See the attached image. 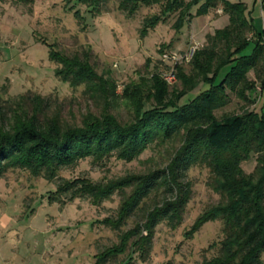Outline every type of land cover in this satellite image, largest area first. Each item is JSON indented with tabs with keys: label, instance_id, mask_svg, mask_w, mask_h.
<instances>
[{
	"label": "trees",
	"instance_id": "1",
	"mask_svg": "<svg viewBox=\"0 0 264 264\" xmlns=\"http://www.w3.org/2000/svg\"><path fill=\"white\" fill-rule=\"evenodd\" d=\"M26 4L32 0H16ZM108 0H78L92 15ZM118 10L131 18L140 8L159 6L160 11L143 20L141 38L148 30L176 15L172 29L179 33L196 7V16L220 10L228 23L206 34L191 57L188 71L176 67L179 88L170 92L153 75L142 85H129L122 99L131 110V119L120 122L108 111L115 95L113 83L98 76L89 52L67 56L53 45L48 61L55 65L54 76L71 88L85 86L93 97L104 100L97 115H83L79 125L62 122L58 115L45 114L47 104L34 97L27 111L18 107L8 118L0 116V179L9 170L25 171L46 182L61 170L89 159L101 164L109 158L131 162L152 146H164L179 139L167 165L145 175H127L109 182L86 179L63 180L48 197L50 202L74 199L99 206L114 194L121 197L116 214L100 223L116 232L118 242L94 255V264H106L129 251L144 262L150 253L154 229L165 222L171 229L179 225L189 198L184 182L188 170L203 167L209 172L208 186L218 202L200 214L187 231L192 236L208 222L221 223L222 238L204 251L200 264H262L264 251V29L257 31L244 3L225 0H115ZM259 8L264 14V0ZM81 19L78 12L73 13ZM249 50V51H248ZM253 78L249 79L248 74ZM259 88V111L247 109L257 99L251 93ZM146 91V92H145ZM232 95L245 107L239 114L216 118L214 113L231 102ZM97 99V98H96ZM253 159L251 172L241 165ZM162 190L168 199L143 209L144 201ZM128 191V192H127ZM68 195L66 198L65 196ZM66 198L64 200V198ZM141 213L132 228L122 231L128 220ZM128 258L123 264H132Z\"/></svg>",
	"mask_w": 264,
	"mask_h": 264
},
{
	"label": "rangeland",
	"instance_id": "2",
	"mask_svg": "<svg viewBox=\"0 0 264 264\" xmlns=\"http://www.w3.org/2000/svg\"><path fill=\"white\" fill-rule=\"evenodd\" d=\"M225 1L245 3L250 7L253 27L257 31L263 29L264 17L260 16L257 0ZM159 11V6L140 8L126 18L115 0L106 1L92 15L78 0H32L26 4L0 0V116L8 118L18 107L28 111L34 97L47 104L45 114L58 115L68 124L79 125L84 114L97 115L104 110V100L86 93L85 86L71 88L54 76L55 65L48 61V49L41 41L67 56L89 52L95 73L107 85H115L118 98L108 111L122 123L131 119V110L122 99L127 86L142 85L155 74L169 92L179 88L176 67L187 72L190 52L200 47L198 43L203 42L206 34L226 26L228 18L213 10L196 16V7H192L191 17L179 33L172 29L176 18L173 15L141 38L143 20ZM74 12L81 19H76ZM248 78L252 79L253 74L249 73ZM258 94L256 88L250 98L257 99ZM230 96L231 102L214 113L216 118L239 114L245 107ZM260 103L257 99L247 109L259 111ZM179 145L176 139L164 146H152L131 162L109 158L94 164L86 159L61 170L52 182L18 169L5 172L0 179V264H94L95 254L118 242L120 231L114 232L100 222L115 216L120 195L114 194L108 201L93 206L83 199L67 201L68 195L63 197L65 202L52 203L48 199L50 193L63 180L104 183L162 169ZM254 165L250 159L241 168L249 173ZM184 182L189 185V198L180 223L171 229L162 222L154 229L148 258L142 262L137 254L130 256L127 251L106 264H123L128 258L132 264H200L203 257L215 253L204 251L221 240L220 222H208L197 233L186 236L195 219L219 200L208 186L209 172L193 167L187 171ZM169 197L159 190L142 207L148 209ZM140 219L138 212L121 230L132 228L134 221Z\"/></svg>",
	"mask_w": 264,
	"mask_h": 264
},
{
	"label": "crops",
	"instance_id": "3",
	"mask_svg": "<svg viewBox=\"0 0 264 264\" xmlns=\"http://www.w3.org/2000/svg\"><path fill=\"white\" fill-rule=\"evenodd\" d=\"M244 4H245V3H244ZM245 5H246V4H245ZM246 6H247V5H246ZM253 6H254V5H252V9H253ZM247 9L250 11V7H249V6H247ZM219 11H220V10H217V12H219ZM259 13H260L261 18H263V17H264V14L261 12V10H260ZM220 14H221V13H220ZM220 14H218V15H220ZM221 15H222V14H221ZM262 27H263V29H264V22H263V26H262ZM203 41H204V40H203ZM202 43H203V42L198 43V45L201 46ZM260 100H261V99H260ZM262 264H264V251H263V253H262Z\"/></svg>",
	"mask_w": 264,
	"mask_h": 264
},
{
	"label": "built area",
	"instance_id": "4",
	"mask_svg": "<svg viewBox=\"0 0 264 264\" xmlns=\"http://www.w3.org/2000/svg\"><path fill=\"white\" fill-rule=\"evenodd\" d=\"M258 1V3H260V0H257ZM219 13H221V11H219ZM192 52H190V57L192 56ZM184 59L186 60L187 59V57H186V55L184 56Z\"/></svg>",
	"mask_w": 264,
	"mask_h": 264
}]
</instances>
